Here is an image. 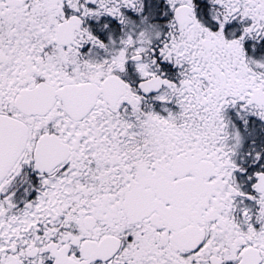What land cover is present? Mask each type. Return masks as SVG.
<instances>
[{
	"label": "snow or ice",
	"instance_id": "snow-or-ice-1",
	"mask_svg": "<svg viewBox=\"0 0 264 264\" xmlns=\"http://www.w3.org/2000/svg\"><path fill=\"white\" fill-rule=\"evenodd\" d=\"M0 264H264V0H0Z\"/></svg>",
	"mask_w": 264,
	"mask_h": 264
}]
</instances>
